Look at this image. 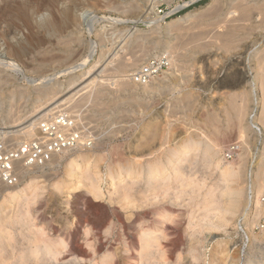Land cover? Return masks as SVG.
I'll return each mask as SVG.
<instances>
[{"label": "rangeland", "instance_id": "374dc122", "mask_svg": "<svg viewBox=\"0 0 264 264\" xmlns=\"http://www.w3.org/2000/svg\"><path fill=\"white\" fill-rule=\"evenodd\" d=\"M263 4L202 0L159 22L144 0H0V142L27 140L9 133L51 101L80 138L28 170L16 200L1 194L0 264H264V188L252 182L256 165L264 168V129L249 120L264 76L253 53L264 47ZM146 16L152 24H136ZM152 58L166 62L156 77L128 80ZM119 63L128 69L116 72ZM231 144L237 151L226 159ZM228 169L242 180L230 181ZM234 186L241 205L222 214Z\"/></svg>", "mask_w": 264, "mask_h": 264}, {"label": "built area", "instance_id": "2783aa9c", "mask_svg": "<svg viewBox=\"0 0 264 264\" xmlns=\"http://www.w3.org/2000/svg\"><path fill=\"white\" fill-rule=\"evenodd\" d=\"M144 1L147 14L159 22H166L202 0ZM165 64L164 59H149L133 71L130 78L137 84H145L156 77ZM74 129L73 119L65 112H57L40 122L36 138L24 140L14 148H6L4 143L0 142V182L8 186L15 185L19 181L15 170L17 165L27 168L40 167L49 162L54 155L73 148L80 139L79 133ZM237 147V144L229 145L223 154L224 158H231ZM248 193V199L252 202L251 191Z\"/></svg>", "mask_w": 264, "mask_h": 264}, {"label": "bare ground", "instance_id": "6f19581e", "mask_svg": "<svg viewBox=\"0 0 264 264\" xmlns=\"http://www.w3.org/2000/svg\"><path fill=\"white\" fill-rule=\"evenodd\" d=\"M136 5V4H135ZM264 5V4H263ZM262 5V6H263ZM136 6H138V5H136ZM134 8V7H133ZM264 8V7H263ZM241 9H243V8H240L239 10H241ZM247 9V8H246ZM244 11H246V14H245V12H244V14L247 16V18H248V16H249V11L248 10H245V8L243 9ZM242 10V11H243ZM248 11V12H247ZM85 13L86 12H82L81 14H80V16H83L84 17V15H85ZM229 13V12H228ZM241 13V12H240ZM230 14V13H229ZM237 14H239V12L237 13ZM248 14V15H247ZM242 16H243V12H242V14H241ZM230 16V15H229ZM242 16H237L236 18L237 19H239V18H241ZM245 16V17H246ZM232 17V16H231ZM245 17H243V19L245 18ZM250 17V16H249ZM44 18V17H43ZM247 18H245V19H247ZM227 19H229L228 17H227ZM242 19V18H241ZM244 19V20H245ZM156 21V20H155ZM152 22L153 21H151L150 19H149V17L148 16H146V18H145V20H144V18L143 19H141V20H139L138 22H136V24L138 25V24H141V25H150V24H152ZM218 22V21H217ZM231 21H229V23H230ZM229 23L227 22V26L229 27V29L231 28L230 26H229ZM90 24V23H89ZM216 24V23H215ZM226 24V23H225ZM231 25V24H230ZM86 26H88V25H86ZM225 26V25H224ZM223 27V26H222ZM90 29V25H89V27H87L86 29ZM91 28H92V26H91ZM217 29V28H216ZM215 29V30H216ZM226 30H227V27L225 28ZM224 29V30H225ZM222 30H223V28H222ZM90 31H91V29H90ZM89 31V32H90ZM228 31V30H227ZM218 32H219V30H218ZM218 32L216 33V34H218ZM229 32V31H228ZM222 33H225V34H227V32L226 31H224V32H222ZM222 33H220L219 32V34L218 35H220V34H222ZM230 34V33H229ZM224 35V34H223ZM228 35V34H227ZM217 36V35H216ZM215 36V37H216ZM220 36H222V35H220ZM219 36V38L221 39V37ZM226 36V35H225ZM214 37V36H213ZM214 37V38H215ZM227 38V37H226ZM217 39V38H216ZM250 48V47H249ZM252 48V47H251ZM255 51L253 52L254 53V55L256 56L257 55V57L256 58H258V59H260V61H258L257 63H256V65L254 66V68H259V69H264V60L262 59V58H264V47L263 48H255L254 49ZM248 51V50H247ZM141 54V53H140ZM135 55V54H134ZM138 54H136V56H137ZM253 55V56H254ZM132 56V55H131ZM131 56H129V58H131V59H129L128 57H127V59L126 58H124V59H126V60H123L122 59V61L124 62H126V61H128V59L131 61L134 57V60L135 59H138V56L136 57V56H134V57H131ZM142 56H143V54H142ZM140 57H141V55H140ZM140 59H138V61H139ZM121 61V60H120ZM130 61H128V64L130 63ZM138 61H134L135 62V64L138 62ZM87 62V61H86ZM119 62V61H118ZM132 62H133V60H132ZM134 64V65H135ZM5 65V64H4ZM6 65H9L10 67H16L15 66V64H13V63H11L9 60L8 61H6ZM130 66H128L127 65V63H126V65L125 64H120L119 63V65L117 66V65H114L115 66V70H116V72H121V71H123V69H124V71H125V69L127 68L128 69V67L130 68L131 67V64H129ZM133 64H132V67L134 66ZM116 66H117V68H116ZM128 66V67H127ZM93 68V67H92ZM92 68H90L89 70H87V72H85L86 74L87 73H90V71H91V69ZM249 68V67H248ZM114 69V68H113ZM251 69H252V66H251ZM69 70V69H68ZM67 70V71H68ZM72 70V69H71ZM250 70V69H249ZM255 75V74H254ZM128 77H129V75H128ZM127 76H126V79H125V82H126V80H127V78H128ZM256 78H258V75H256ZM123 79V78H122ZM121 81V79H118V81ZM128 80H131L130 78L128 79ZM127 80V81H128ZM117 81V82H118ZM124 81V80H123ZM122 81V82H123ZM132 81V80H131ZM51 82V84H52V86H54L53 84H55V79H53V78H50V79H48V81L46 82V83H50ZM121 82V83H122ZM124 82V83H125ZM133 82V81H132ZM121 83H119V85H117V86H120V84ZM261 83V84H260ZM118 84V83H117ZM123 84V83H122ZM121 84V85H122ZM133 84H136L135 82H133ZM132 84V85H133ZM123 85H125V84H123ZM128 87H129V83L128 84H126ZM132 85L130 84V86L132 87ZM145 85V84H144ZM260 85H262L261 86V88H262V90H263V93H262V90H261V92H259V90H260ZM115 86H116V83H115ZM126 86V87H127ZM149 86V85H148ZM136 87V86H135ZM134 87V88H135ZM142 87H143V85H142ZM141 87V88H142ZM145 87V88H144ZM142 89L144 90V89H147V88H149V87H147V86H144ZM147 87V88H146ZM41 88V89H40ZM39 89V96L40 95H42L43 97H44V95L46 94V95H48L46 92H47V90H49V88H50V86L49 87H46V88H44V87H40ZM43 88V89H42ZM133 89V88H132ZM152 89V88H151ZM80 90V88L79 89H77L76 90V93L78 92ZM37 91H38V89H37ZM75 92H73L72 94H74ZM45 95V96H46ZM97 95L99 96V94L97 93ZM186 95V97L187 96H189L188 95V93H186L185 94ZM72 96V95H71ZM70 97V96H69ZM73 97V96H72ZM97 97V96H96ZM251 97L253 98V104H252V108L250 109V114H249V120H250V125H252V126H254V127H256V126H259V124H258V122H260L261 121V123H263V125H262V128L264 129V76H263V79L261 80V82L259 81V82H257V83H255V86L253 87V90H252V95H251ZM69 99H71V97L69 98ZM244 99V98H243ZM65 100H67V99H65ZM64 100V102H66ZM73 101H75V100H73ZM73 101H71V103L69 104V105H71L72 106V108H73V106L75 105V106H78L79 107V103L78 102H74L73 103ZM52 102V101H51ZM50 102V104H49V102L47 103L48 104V106L46 105V107L44 106L43 108H41L42 109V111L43 110H45V109H47L48 107V109L47 110H45L46 112H42V114H40V116H38L37 117V115H36V118L35 119H33L32 120V118L31 117H29V118H27V117H25L24 119H23V121H21L20 120V125H22V127L20 126V128L19 129H17L16 127V129H15V131H12V132H10L9 134H10V139H12V140H17L18 138H21V137H25L26 139H30V138H35V137H37L38 136V126H39V124H40V122L42 121V120H44V119H46L49 115H53V111H54V114L56 113L55 112V109L57 108L58 109V105H60V104H56L55 103V101H53L55 104H54V106H52V104L53 103H51ZM60 102H63V101H60ZM59 102V103H60ZM63 102V103H64ZM68 102V101H67ZM67 102H66V104H67ZM63 103H61V105L63 104ZM72 103H73V105H72ZM77 103H78V105H77ZM96 103H97V101H96ZM46 104V103H45ZM64 105H65V103H64ZM242 105H245V104H243L242 103ZM242 105H240V108H239V110L236 112V117H242V115H243V113H244V106H242ZM50 106H52V107H50ZM71 106H70V108H71ZM242 107V108H241ZM69 108V109H70ZM75 108V107H74ZM260 108H261V110H260ZM59 109H60V107H59ZM63 110V109H62ZM40 111V110H39ZM57 111H59V110H57ZM74 111H76V110H74ZM41 112V111H40ZM75 117V116H74ZM19 119V117H14V115L12 116V118H11V120L12 121H15L14 123H16V120H18ZM78 121V120H77ZM13 123V124H14ZM23 124H24V126H23ZM26 124V125H25ZM15 126H17L18 125V121H17V124H14ZM12 126V125H11ZM261 126V125H260ZM239 132H240V130L243 128L242 127V125L240 124L239 126ZM261 128V127H260ZM262 130V129H261ZM260 130V131H261ZM242 132V131H241ZM6 133H8V132H6ZM263 133V134H262ZM261 134V139H260V141L261 142H263V149H264V130H263V132H262ZM2 134V133H1ZM9 137V136H8ZM9 139V138H8ZM20 140V139H19ZM212 140V139H211ZM213 140H215V139H213ZM217 140L216 141H212V143L211 144H209V142H206V143H208L210 146H209V149L211 150V151H213V152H216V151H218L217 150V146H218V144H217ZM18 143V142H17ZM20 143V142H19ZM194 143V142H193ZM181 145V144H180ZM260 145H261V143H260ZM190 146V143L188 144V143H184V144H182L181 146H180V148L178 149V151H179V153H182V154H184V153H186L189 149H188V147ZM177 151V152H178ZM206 151V150H205ZM214 155V154H213ZM176 156V155H175ZM59 159L60 158V156H59V158H58V156L57 155H54L53 157H52V159L49 161V163H52V162H54L53 160H55V159ZM56 159V160H57ZM172 160V159H171ZM152 166V165H151ZM154 166V165H153ZM169 166V165H168ZM168 166H166V167H168ZM257 167H256V169H255V180H254V178L252 179V182L254 183V186L257 188V189H262V188H264L263 186V182H262V178H261V174H262V171H264V168H263V170H262V166H261V164L259 163V164H257L256 165ZM128 167V166H127ZM154 167H156V166H154ZM165 167V166H164ZM231 167V166H230ZM33 169V168H32ZM15 170H16V173H17V175L19 176V179L20 178H22L23 177V175L24 174H26V172L28 171V170H31V168H27V167H24V166H22V165H17L16 166V168H15ZM164 170V169H163ZM229 170V171H228ZM228 170H226V173H228V175H229V180L230 181H232V182H239L240 180H242L241 178H243L242 177V175L243 174H241L240 172H238V171H240V170H238V171H233V170H230V169H228ZM165 171H166V169H165ZM246 172V171H245ZM264 173V172H263ZM125 175H126V173H125ZM124 175V176H125ZM250 176V175H249ZM251 181V177L250 178H248V181L247 182H250ZM96 187V186H95ZM93 189H95V188H93ZM18 191V189H17V185L15 184V185H12V186H8V185H6V184H3V183H1L0 182V196H1V194H3V193H6V194H8V196H10L13 200H16L17 199V195H16V192ZM261 191V190H260ZM19 192H20V194H25L26 193V188H22V189H19ZM127 191H125V193H126ZM263 192H264V189H263ZM124 193V192H123ZM123 195V194H122ZM128 195V194H127ZM126 195V196H127ZM208 195V194H207ZM125 196V197H126ZM228 196H230V199H229V201H228V203L226 204V205H224L223 207H221L220 208V211L219 212H221L222 214H233V213H235L237 210H238V208L240 207V205H241V200H240V198L242 197V189H240L239 187H236V186H234V187H230L229 189H228ZM20 200V199H19ZM250 200V202H251V199H249ZM86 202H88V201H86ZM88 204V203H87ZM247 204H248V202H247ZM246 206H248V205H246ZM257 206V205H256ZM258 209V208H257ZM260 209H261V207H260ZM264 209V208H263ZM260 210V213H264V210ZM246 210H247V208L244 210V212H243V217H246ZM259 213V212H258ZM248 214V213H247ZM99 219V218H98ZM252 219H253V217H252ZM101 220V219H100ZM243 220H244V218H243ZM98 221V220H97ZM246 221V220H245ZM250 233V232H249ZM263 235H264V232H263ZM250 237H251V239L253 240V241H258L259 240V238H260V236H255V235H249ZM248 238V237H247ZM79 248V247H78ZM75 250V249H74ZM79 252V251H78ZM248 262H250V260L248 261ZM258 263V262H257ZM251 264H256V262L255 261H252L251 260Z\"/></svg>", "mask_w": 264, "mask_h": 264}]
</instances>
